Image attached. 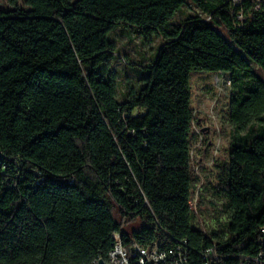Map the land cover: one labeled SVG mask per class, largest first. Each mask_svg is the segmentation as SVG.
Here are the masks:
<instances>
[{
	"label": "trees",
	"instance_id": "obj_1",
	"mask_svg": "<svg viewBox=\"0 0 264 264\" xmlns=\"http://www.w3.org/2000/svg\"><path fill=\"white\" fill-rule=\"evenodd\" d=\"M8 0L0 6V264H92L119 233L161 249L186 240L189 264L264 254V11L235 27L229 0ZM187 1L208 14L176 15ZM159 40L117 99L111 34ZM124 31V30H123ZM231 83L229 220L197 227L190 78ZM135 227L130 233L123 227Z\"/></svg>",
	"mask_w": 264,
	"mask_h": 264
},
{
	"label": "rangeland",
	"instance_id": "obj_2",
	"mask_svg": "<svg viewBox=\"0 0 264 264\" xmlns=\"http://www.w3.org/2000/svg\"><path fill=\"white\" fill-rule=\"evenodd\" d=\"M23 6V0L16 1ZM10 7L8 0H0V6ZM196 15L208 19V14L187 1V5L177 13L176 19L185 15ZM124 30V31H123ZM115 43L117 61H111L108 69L116 81L117 99L128 93L134 86L132 68L149 65L159 46V40H146L130 29L120 28L111 34ZM219 79V80H218ZM217 81L219 84L217 85ZM192 89V131L195 135L191 146L192 167L198 181L197 227L207 232L218 231L229 220L225 192L217 186V161H227L233 127L228 121L229 91L228 77L214 73H193L190 78ZM136 227V226H135ZM135 227H123L130 233Z\"/></svg>",
	"mask_w": 264,
	"mask_h": 264
},
{
	"label": "built area",
	"instance_id": "obj_3",
	"mask_svg": "<svg viewBox=\"0 0 264 264\" xmlns=\"http://www.w3.org/2000/svg\"><path fill=\"white\" fill-rule=\"evenodd\" d=\"M251 4L254 5L256 10L263 9L264 11V0H229L228 8L231 10L235 27H239L244 21L245 14L249 11ZM219 75L225 76L224 74ZM217 82L218 85L219 81ZM228 85L230 86V99L231 83L229 79ZM197 198L198 190H196L189 203L190 212L196 218H198ZM113 240L114 244L107 255V259L104 261L99 258L93 261L92 264H99V260L105 264H189L190 257L186 240L165 249H161L157 242H153L148 246L134 243L130 250L123 245L119 233L113 234ZM201 261V264H220L216 248L210 247L202 251ZM245 264H264V254H259L257 257L247 259Z\"/></svg>",
	"mask_w": 264,
	"mask_h": 264
},
{
	"label": "water",
	"instance_id": "obj_4",
	"mask_svg": "<svg viewBox=\"0 0 264 264\" xmlns=\"http://www.w3.org/2000/svg\"><path fill=\"white\" fill-rule=\"evenodd\" d=\"M99 264H105L104 262H102L101 260H99Z\"/></svg>",
	"mask_w": 264,
	"mask_h": 264
}]
</instances>
